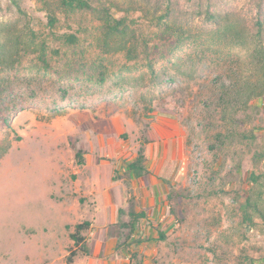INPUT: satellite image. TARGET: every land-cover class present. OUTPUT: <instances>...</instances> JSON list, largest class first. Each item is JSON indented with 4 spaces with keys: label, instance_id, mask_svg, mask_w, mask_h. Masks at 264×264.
Wrapping results in <instances>:
<instances>
[{
    "label": "rangeland",
    "instance_id": "374dc122",
    "mask_svg": "<svg viewBox=\"0 0 264 264\" xmlns=\"http://www.w3.org/2000/svg\"><path fill=\"white\" fill-rule=\"evenodd\" d=\"M173 1L181 21H194L193 31L204 46H189L172 56L149 18L133 11L129 17L142 39L150 40L151 53L130 62L124 54H103L98 22L90 15L52 29L39 0H21L23 14L12 0H0V25L23 33L32 29L46 41L50 63V69L44 68L30 55L0 72V264H67V257L56 256L73 241L76 226L92 219L94 226L81 232L84 244L91 255L102 246V258L110 262L115 254H104L114 240L115 252L126 264H264L261 227H244L242 242L218 243L221 233L232 234L239 225L253 155L263 143L264 99L240 114L242 129L257 136L254 145L228 143L212 149L215 135L227 133L215 78L230 70L245 74L251 61L248 47L213 36L215 27L206 19L212 4V11L229 22L254 31L264 0ZM145 5L149 17L164 13L156 11L153 1ZM65 33L76 34L79 45H64L59 37ZM160 116L174 118L182 128L184 174L168 188V224L132 228L124 210L118 217L111 210L120 204L119 197L114 196L112 207L97 210L77 153L107 162L103 172L113 180L135 173L129 165L149 142L151 123ZM71 249L66 247L67 256ZM74 264L84 261L78 256Z\"/></svg>",
    "mask_w": 264,
    "mask_h": 264
},
{
    "label": "trees",
    "instance_id": "16d2710c",
    "mask_svg": "<svg viewBox=\"0 0 264 264\" xmlns=\"http://www.w3.org/2000/svg\"><path fill=\"white\" fill-rule=\"evenodd\" d=\"M21 0H12L20 13H25L20 6ZM154 2L156 11L164 13L159 17H149L151 11L146 7ZM42 10L46 13L48 26L52 29L60 27L77 16L90 15L98 22V45L103 54H124L128 61L137 62L141 56L149 57L151 43L148 39H142L143 33L134 19H130L133 11L143 12L149 18L152 28L158 30L161 45L168 46L166 50L172 56L177 52L188 51L189 46H204L202 36L193 31L194 21H181L179 12L173 7V0H130L125 4L119 0H39ZM212 4L207 7L206 19L215 27L213 36L229 40L232 45L246 46L250 51L251 69L245 74H238L230 70L227 73L218 74L215 83L219 86L218 107L223 128L227 133L219 132L215 135V145L212 149H219L226 144H250L254 145L257 136L254 131L243 130L240 114H247L256 101L264 99V6L259 4L261 12L256 20L254 31L244 28L243 25L229 22L227 16L212 11ZM159 9V8H163ZM116 12L123 13L116 17ZM17 31L12 25H0V72L15 68L22 63L25 57L35 55L44 68L50 69L47 59V43L37 34ZM64 45L76 47L80 43L79 37L74 33H65L59 37ZM191 48V47H190ZM104 82V78L100 80ZM2 85L0 83V101ZM1 104V102H0ZM8 123L7 119L5 120ZM247 142V143H246ZM216 146V147H215ZM146 157L141 148L138 157L130 163L133 172L139 173L145 168L143 163ZM78 164H83L82 151L77 153ZM254 171L250 173V187L245 195V201L239 214V225L232 234L221 233L219 236L220 247L231 246L244 239V227H261L264 229V137L263 143L258 145L253 155ZM169 188H172V184ZM169 198V194H168ZM91 223L85 221L76 226L75 233L71 234L75 249H71L67 256V263L73 264L74 258L81 252H86L85 238L81 235L84 229H89ZM239 236V239L235 236ZM242 236V237H241ZM165 239V235H161ZM237 240V241H236Z\"/></svg>",
    "mask_w": 264,
    "mask_h": 264
},
{
    "label": "crops",
    "instance_id": "0c3cea01",
    "mask_svg": "<svg viewBox=\"0 0 264 264\" xmlns=\"http://www.w3.org/2000/svg\"><path fill=\"white\" fill-rule=\"evenodd\" d=\"M149 134L150 140L143 148L146 157L143 163L145 169L139 171V173H126L122 177L113 180L109 172H103L104 168L108 167V163L101 161L99 158L94 160L90 155L80 165L82 168L80 172L85 173L88 193L96 198L97 210L110 207L111 204L114 205V196L119 197L117 199L120 204L116 206V210L114 208L111 210L117 213V217L118 212L124 210L132 228L137 227L138 224L143 228L146 225H148L146 228H152L159 225L164 227L168 224V182L173 185L174 182L181 181L184 174L182 166L184 139L182 128L178 122L168 116L157 117L151 123ZM101 150H103V147ZM136 159L137 157L134 158V161ZM106 174L108 176L105 177ZM120 174L122 173L120 172ZM104 177L107 178V186L105 187L103 186ZM60 205L64 210H68L66 204L60 203ZM88 221L91 223L90 227H93V221L95 220ZM91 235L94 236V233ZM115 242L114 240L110 241L107 244L106 251L104 250V257L115 254L113 257L115 259L111 262L107 261L106 258H102L103 248L99 244L96 246L93 255L90 253L92 252L91 249L89 252L86 247V252H81L76 257L80 256L84 264H126V262H121V259L124 260L123 255L115 252ZM71 245L75 249L74 242L69 240L56 257H67L66 247Z\"/></svg>",
    "mask_w": 264,
    "mask_h": 264
}]
</instances>
